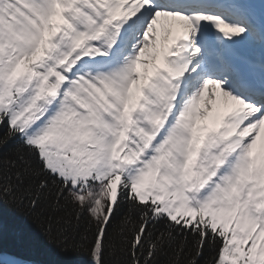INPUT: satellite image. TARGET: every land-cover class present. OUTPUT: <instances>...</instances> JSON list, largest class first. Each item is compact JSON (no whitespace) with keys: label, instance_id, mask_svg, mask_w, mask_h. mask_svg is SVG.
<instances>
[{"label":"snow or ice","instance_id":"snow-or-ice-1","mask_svg":"<svg viewBox=\"0 0 264 264\" xmlns=\"http://www.w3.org/2000/svg\"><path fill=\"white\" fill-rule=\"evenodd\" d=\"M0 264H264V7L0 0Z\"/></svg>","mask_w":264,"mask_h":264},{"label":"trees","instance_id":"trees-1","mask_svg":"<svg viewBox=\"0 0 264 264\" xmlns=\"http://www.w3.org/2000/svg\"><path fill=\"white\" fill-rule=\"evenodd\" d=\"M3 223L5 225V232L2 242L6 246L9 248L15 247L24 258L31 261H44L49 259V255L43 247L42 239L34 229L29 230L27 235L17 240L12 233L20 224L19 218L5 214L3 216Z\"/></svg>","mask_w":264,"mask_h":264},{"label":"bare ground","instance_id":"bare-ground-1","mask_svg":"<svg viewBox=\"0 0 264 264\" xmlns=\"http://www.w3.org/2000/svg\"><path fill=\"white\" fill-rule=\"evenodd\" d=\"M263 2H264V0H263Z\"/></svg>","mask_w":264,"mask_h":264}]
</instances>
